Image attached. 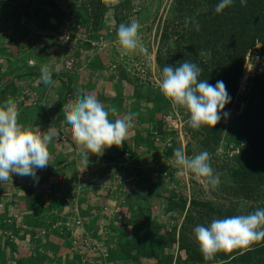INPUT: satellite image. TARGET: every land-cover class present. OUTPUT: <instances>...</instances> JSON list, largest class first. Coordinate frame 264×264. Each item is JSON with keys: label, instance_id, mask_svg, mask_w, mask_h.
<instances>
[{"label": "rangeland", "instance_id": "obj_1", "mask_svg": "<svg viewBox=\"0 0 264 264\" xmlns=\"http://www.w3.org/2000/svg\"><path fill=\"white\" fill-rule=\"evenodd\" d=\"M87 2L0 0V104L12 98L18 123L42 132L53 125L58 132L49 145L50 164L35 179L13 174L0 182V264H198L179 249L186 226L198 248L195 227L186 223L188 213L193 220L200 209L192 211L191 201L230 215L264 208V175L259 181L253 171L248 180L243 177L254 155L240 150L244 121L237 119L243 93L264 72V55L256 44L244 57L219 144L209 145L221 183L206 189L190 174H179L173 158L176 148L188 156L206 150L204 130L190 128L185 110L174 109L158 88L162 71L155 54L174 0H97V29L85 17ZM68 13L78 14L77 21ZM132 19L141 25L147 53L121 56L117 29ZM30 60L36 62L31 67ZM41 64L54 69L49 86L39 79ZM80 93L96 96L106 109L115 107L112 120L138 113L123 144L90 154L88 166L81 163L63 111ZM211 216L204 226L222 217ZM115 248L123 256L119 263L110 257ZM221 255L201 264H229L231 257Z\"/></svg>", "mask_w": 264, "mask_h": 264}, {"label": "clouds", "instance_id": "obj_2", "mask_svg": "<svg viewBox=\"0 0 264 264\" xmlns=\"http://www.w3.org/2000/svg\"><path fill=\"white\" fill-rule=\"evenodd\" d=\"M234 0H220L215 12L220 14L231 7ZM246 6L247 0H240ZM192 23L199 30V24L186 18V26ZM138 20L121 23L117 29V43L121 56L136 52L147 53L141 42ZM36 62L28 61L29 66ZM40 81L49 86L53 83V67L40 65ZM203 69L196 63L185 60L178 66H164L158 88L174 109H183L188 114L187 125L199 131L203 126L214 128L229 114L224 111L231 97L222 80L215 85L201 79ZM79 91V90H78ZM64 118L70 126L73 141L80 148L81 163L88 166L89 156L103 155L112 146L120 147L135 125L138 113L128 112L123 117L110 119L115 107L105 105L94 95L80 93L74 101L63 106ZM19 111L12 98L0 104V182L12 180L15 174L36 178L38 169L50 164L49 145L58 135L57 128L50 125L46 131L18 123ZM173 158L181 175L190 174L206 189H216L221 183L220 174L211 164V154L204 150L188 156L183 148H176ZM195 241L205 261L214 260L217 253L235 249L251 250L254 243L264 241V208L247 214L215 218L210 225H199L194 229Z\"/></svg>", "mask_w": 264, "mask_h": 264}, {"label": "trees", "instance_id": "obj_3", "mask_svg": "<svg viewBox=\"0 0 264 264\" xmlns=\"http://www.w3.org/2000/svg\"><path fill=\"white\" fill-rule=\"evenodd\" d=\"M219 2L220 0H174L171 16L163 22L165 25L159 37L163 42L156 51L155 61L162 71L164 66L175 67L180 62L189 60L203 69L201 79H207L212 85L222 80L231 97L230 103L224 109L229 114L233 98L237 95V82L241 77L246 53L259 44V50L264 55V0H247L246 6H241L240 0H234L231 7L217 14L215 7ZM83 8L85 17L90 19L93 29H97V19L101 14L97 0H88ZM53 14L57 17L56 13ZM66 15L73 21L78 19L76 13ZM186 18L198 22L199 30L192 23L186 26ZM169 40L172 47L168 44ZM242 100L244 110L237 119L244 121L239 125L240 137L245 139V146L241 145L240 150H244V154L254 155L249 159V164L243 166V177L247 179V175L251 176L253 171L259 181L264 175V72L252 79L250 87L243 93ZM227 117L222 116L214 128H201L205 134L201 144L203 147L208 146L206 151L209 152L211 142L219 144ZM250 149L251 153L248 152ZM133 155V152L124 151V156L128 158ZM191 205L192 211L196 207L201 209H198V216L193 220L188 213L186 223L189 222L192 227L204 225V222L212 218L211 213L222 216L221 218L231 216L227 211L222 213L220 210H214L207 203L193 200ZM204 208L206 211H203ZM189 232L190 228L187 226L181 231L179 249L184 251L188 260L201 264L204 262L203 256L199 248L196 249L195 244L190 242ZM171 243L173 236L168 240V245ZM254 244L253 250L235 249L227 253L221 252L219 259L230 256L229 264H264V241ZM119 254L116 248L113 253L110 252V257H113L115 263L123 259ZM124 256H127L126 252Z\"/></svg>", "mask_w": 264, "mask_h": 264}]
</instances>
